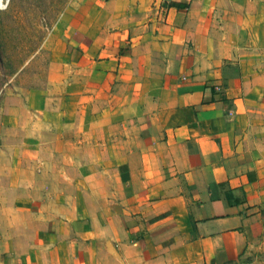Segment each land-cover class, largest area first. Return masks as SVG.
Listing matches in <instances>:
<instances>
[{"label":"crops","instance_id":"1","mask_svg":"<svg viewBox=\"0 0 264 264\" xmlns=\"http://www.w3.org/2000/svg\"><path fill=\"white\" fill-rule=\"evenodd\" d=\"M71 20L104 104L71 137L60 107H25L50 180L0 184V264H264V0H89ZM112 113L104 167L57 149Z\"/></svg>","mask_w":264,"mask_h":264},{"label":"rangeland","instance_id":"2","mask_svg":"<svg viewBox=\"0 0 264 264\" xmlns=\"http://www.w3.org/2000/svg\"><path fill=\"white\" fill-rule=\"evenodd\" d=\"M88 7L89 0L0 2V174H2L0 184L8 183L9 171L15 174V180L36 190H39L44 181L50 180L40 176L42 162L28 161L36 146L29 143L30 138L27 139L24 133L25 122L26 119L29 121L35 118L26 113V106L45 104L60 107L64 111L63 117L67 126L64 129L66 132L62 134L71 137V117L79 115L81 126L86 125L85 106L91 103L97 108L104 104V97L87 96L88 66L83 59L85 51L71 42L73 40L71 19L82 11H88ZM80 60L81 64L78 63ZM51 62L60 64L52 70L49 66ZM56 74H59L60 81L49 82V77ZM115 100L113 98L108 102L115 106ZM94 115L96 122H100L103 113L96 112ZM116 115L111 114L113 125L111 134L105 135L104 129L97 125L91 145L88 146L86 143L84 145L81 142L75 146L69 143L65 146L58 145L57 149L60 152L65 150L71 153L76 150L85 154L89 150L95 154L97 167H104L105 162H108L118 149ZM86 131L87 129H81L79 133L81 141L87 136ZM110 148L112 156L108 152ZM82 163L81 160L79 165L82 166ZM84 179L87 180L86 177ZM51 182L56 184L62 181L57 182L56 178H52Z\"/></svg>","mask_w":264,"mask_h":264},{"label":"bare ground","instance_id":"3","mask_svg":"<svg viewBox=\"0 0 264 264\" xmlns=\"http://www.w3.org/2000/svg\"><path fill=\"white\" fill-rule=\"evenodd\" d=\"M2 0H0V2H1Z\"/></svg>","mask_w":264,"mask_h":264}]
</instances>
